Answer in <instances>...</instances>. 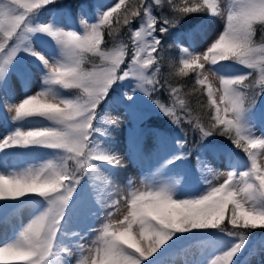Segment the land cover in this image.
Here are the masks:
<instances>
[{
  "label": "snow or ice",
  "instance_id": "obj_1",
  "mask_svg": "<svg viewBox=\"0 0 264 264\" xmlns=\"http://www.w3.org/2000/svg\"><path fill=\"white\" fill-rule=\"evenodd\" d=\"M55 3L0 0V225L32 209L0 243V264H175L191 247L211 253L191 264H252L264 255V237L249 231L264 229V40L254 39L257 26L264 32V0H96L78 4L75 21L70 10L62 16L48 7ZM195 16L202 18L173 34ZM217 18L222 31L198 50ZM167 48L179 50L168 61L172 75L195 73L206 125L179 87L162 82ZM34 69L41 83L32 92ZM110 91L120 95L98 112ZM144 97L171 124L190 125L200 142L225 137L246 164L232 148L209 144L189 167L187 130L175 140L157 133L154 167L142 173V187L129 179L121 194L127 165L111 146L119 121L107 111L123 104L135 116ZM41 149L51 151L28 160ZM127 157L141 166L147 159L137 134Z\"/></svg>",
  "mask_w": 264,
  "mask_h": 264
},
{
  "label": "rangeland",
  "instance_id": "obj_2",
  "mask_svg": "<svg viewBox=\"0 0 264 264\" xmlns=\"http://www.w3.org/2000/svg\"><path fill=\"white\" fill-rule=\"evenodd\" d=\"M91 2L94 3L96 2V0H91ZM98 2L101 4H108V3H111V0H98ZM89 11L91 12L92 9L90 8ZM60 13L63 16L64 11L61 10ZM75 18H76V15L74 16V21H75ZM223 26H224V20L221 18H217L215 22L212 24H207L206 25L207 40L199 46L198 50H202L207 45V43L211 42L214 38H216L217 34L222 31ZM178 55H179V50H178ZM222 63L227 64L230 62L225 61ZM236 68L240 69V66L236 65ZM209 79L215 87L219 86V81L217 79L211 76L209 77ZM40 83H41L40 74L38 71L34 69V77L32 80L31 91L32 92L37 91L40 86ZM113 87L115 88V86ZM112 92H113L112 94L113 100L115 97L120 95L119 91H112ZM20 94H21V90L19 89V87H17V96H19ZM218 95L219 93H217V96ZM149 106L150 104L147 101H145L144 98L139 99L137 101V107L140 109H146V108H149ZM124 107L125 106L123 104L119 106L115 105V107H112V109L107 112L109 116L113 118H118V121H119L118 126H114L111 128V137H112L111 146L113 150L124 159V162L127 165L126 167L120 170L119 176L117 179V185H118V188L121 194L127 191L126 185L129 179H131L134 182V186L142 187V184H141V181L143 180L142 173L146 174L149 168H152L155 165V160L152 158L151 150L155 145L156 135H157L151 129L147 133L137 134L139 135L141 139L142 146H143V152H144L145 157H147V159H145L142 166L135 162H129L128 157H127L128 141L130 137L134 138L136 135L135 128H134V122H139V118L136 120V119H133L132 116L126 114ZM3 116H4V113L0 111V122H2ZM2 129H3V126L0 125V131H2ZM206 145L207 144H203L199 149H204ZM50 151L51 150L41 149L34 156L28 157V160L34 163L39 162L43 158V153L50 152ZM208 155L211 158V154L208 153ZM241 158H242V161L246 164V161H247L246 155L244 154V157H241ZM258 163L261 165H264V159L260 160ZM243 166L244 164H242V167ZM214 167H216L218 170H221V171L226 169V166L220 163H214ZM37 199L39 198L37 197ZM123 213H124V208L122 204L121 212L116 216V219L122 218ZM31 215H32V209L25 208L22 210L19 217L14 219L7 228L0 225V243H2L3 241L7 239H10L13 235V228H18L21 224L27 223ZM98 225H99V222H96V226ZM209 231H215V230H209ZM260 237H264V229L258 234V236L257 235L253 236V238H257V239ZM94 238H95V233H92L89 237V240L86 241V244L90 243L91 240ZM210 255H211L210 252H207V251L202 252L200 249L196 247H191L190 249H188L187 252L181 253L180 255L177 256L175 264H183L185 259L188 260L191 264L192 261H200V260L207 259L209 258ZM251 260H252V264H264V255L251 257ZM145 264H147V262H145Z\"/></svg>",
  "mask_w": 264,
  "mask_h": 264
},
{
  "label": "trees",
  "instance_id": "obj_3",
  "mask_svg": "<svg viewBox=\"0 0 264 264\" xmlns=\"http://www.w3.org/2000/svg\"><path fill=\"white\" fill-rule=\"evenodd\" d=\"M78 4H92L91 0H57V3L48 6L49 8L56 9L58 11L63 10L64 12H67L70 10L71 15L74 20V16L77 14V5ZM159 10H157V13ZM202 16H195V17H189L183 21L180 22V24L176 27L171 29L173 34H176L178 32H183L187 28H189L192 24L196 23L198 19H201ZM124 39L125 42H127V33H124ZM257 43H260L262 40H264V32L260 31L259 26H257L256 35L254 37ZM167 43H171V40H168ZM179 57L178 55V49L176 48H167L164 53V60L161 64V80L167 81L169 84L175 87H179L181 92V96L185 98L187 101L188 107L192 111V115L196 116L199 115L202 122L206 125L207 124V112L208 109L204 107L203 105L207 102L206 95H202L199 90L193 91V85H194V77L195 73L189 70V74L186 77H176L171 74L172 70L169 68L168 61L169 59L177 60ZM198 87V86H197ZM66 94H72V90H64ZM113 92L110 91L109 96L105 102L102 103L101 108L98 109V112H102L104 109V105L113 101ZM145 101H147L150 106L146 109H140L136 108V115L132 116L133 119H138L139 122H134V128L135 133H147L150 129L155 131L156 133H160L162 135H166L171 137L173 140L175 139H184V133L181 131L183 128L184 130H187V141H188V147L193 148V158H190V160L187 162L188 166H191L195 152L199 150V148L203 144H217V145H223L226 147H230L233 149L234 152L238 153L239 156L244 157V153L240 151L239 149H235L233 145H231V142L227 140L225 137L222 136H214L210 137L204 142H200L199 134L194 133L191 131V126L187 123H182L181 126H176L170 123V119L167 117H164L162 114L158 112L155 105H153L147 97H144ZM161 99L167 100V92H164L161 94ZM112 107H115V104H113ZM109 108V110L112 109ZM107 111V112H108ZM179 112V110H178ZM182 116L187 115V113H180ZM227 223V220L225 221ZM252 232L253 236H258V234L263 231V229H255V230H249ZM180 235V234H178ZM183 235H188L183 234Z\"/></svg>",
  "mask_w": 264,
  "mask_h": 264
}]
</instances>
